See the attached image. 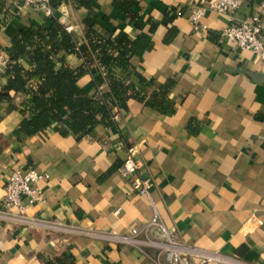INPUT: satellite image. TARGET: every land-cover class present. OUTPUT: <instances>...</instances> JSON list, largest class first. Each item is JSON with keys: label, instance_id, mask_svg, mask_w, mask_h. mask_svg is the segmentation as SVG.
<instances>
[{"label": "crops", "instance_id": "0c3cea01", "mask_svg": "<svg viewBox=\"0 0 264 264\" xmlns=\"http://www.w3.org/2000/svg\"><path fill=\"white\" fill-rule=\"evenodd\" d=\"M113 1L94 0L90 10L62 3L55 13L59 38L84 43L82 19L90 13L105 38L149 35L151 48L130 57L131 70L116 72L146 95L172 80L168 108L129 100L113 126L76 139L54 129L26 137L17 130L19 111L0 103V201L14 169L48 175L37 184L42 201L23 212L0 204V264H47L63 253L74 264H166L165 253L147 245L154 232L143 230L155 214L191 250L189 264H264V63L219 39L230 25L257 15L264 45V0H240L232 14L207 10L195 26L189 14L200 0H125L142 28ZM0 9L4 50L22 27L49 24L24 0H0ZM169 28L175 34L166 42ZM80 64L64 51L53 59L55 68ZM77 85L96 91L89 75ZM130 147L139 178L151 181L148 196L133 192L118 172ZM132 228L137 242H119Z\"/></svg>", "mask_w": 264, "mask_h": 264}, {"label": "trees", "instance_id": "16d2710c", "mask_svg": "<svg viewBox=\"0 0 264 264\" xmlns=\"http://www.w3.org/2000/svg\"><path fill=\"white\" fill-rule=\"evenodd\" d=\"M93 2L49 0L53 13L49 17V24L22 27L5 49L9 60L0 75L5 80L4 83L0 82V103H7L8 110H18L22 115L17 129L20 134L31 137L54 129L62 136L71 135L80 139L90 134L96 126H113L116 113L126 111L129 100L166 112L172 80H167L160 88L146 95L116 72L131 70L130 57L141 58L151 48L149 35L140 34L134 41H130L124 33L105 38L94 29L95 17L90 13L82 19L84 43L77 45L69 34L59 38L62 26L55 17L58 7L62 3H70L76 10H90ZM113 6L134 20L138 28H142L143 23L132 12L129 2L114 0ZM3 24L4 19H0V27ZM174 34L175 30L169 28L165 41L168 42ZM60 51L74 54L81 64L73 69L63 66L55 68L53 59ZM22 59L29 62V69L24 68ZM85 75L92 78L96 88L92 95L77 85ZM141 82L144 83L143 80ZM16 98H21L18 105L14 103ZM47 264H74L73 256L63 253Z\"/></svg>", "mask_w": 264, "mask_h": 264}, {"label": "built area", "instance_id": "2783aa9c", "mask_svg": "<svg viewBox=\"0 0 264 264\" xmlns=\"http://www.w3.org/2000/svg\"><path fill=\"white\" fill-rule=\"evenodd\" d=\"M25 4L35 9H41L44 15L49 18L52 11L49 7V0H24ZM240 0H200L190 9L189 21L192 25H197L205 11H213L218 14H232L238 8ZM262 30L261 20L257 15L250 16L241 22L234 23L224 29L219 34V39L231 45L235 50H247L264 63V45L260 42ZM72 27H65V32L70 33ZM8 56L0 46V75L8 64ZM135 148L130 147L126 151V156L120 165L119 174L128 181L133 192L141 196H148L151 188L149 179H141L138 176L140 164L135 159ZM48 179V175L38 172L36 169H14L8 175L4 186V195L0 201L1 206L10 211L17 208L23 212L27 206L34 205L42 201V192L37 188V184ZM144 232L152 230L156 240H148L147 245L165 253L166 264H189L191 250L178 243L172 238V232L161 222L157 214L143 227ZM139 234V230L132 228L129 236L118 237L121 243L137 242L134 238Z\"/></svg>", "mask_w": 264, "mask_h": 264}]
</instances>
